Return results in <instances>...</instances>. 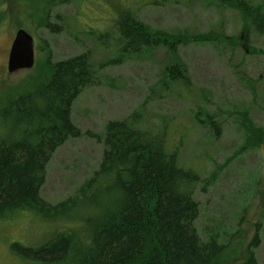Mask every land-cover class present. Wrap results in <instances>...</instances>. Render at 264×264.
Here are the masks:
<instances>
[{
	"label": "rangeland",
	"instance_id": "1",
	"mask_svg": "<svg viewBox=\"0 0 264 264\" xmlns=\"http://www.w3.org/2000/svg\"><path fill=\"white\" fill-rule=\"evenodd\" d=\"M31 2L0 3V103L15 101L28 85L45 81L47 60L54 65L89 53L96 69V84L83 90L71 110L80 135L54 153L42 199L58 206L87 186L103 163L110 122L127 121L153 133L166 130L168 151L178 152L180 165L199 175L195 226L204 241L226 247L218 264L244 263L257 234L252 251L264 264V137L250 140L244 119L264 133V33L219 0H70L50 10L48 23L58 31L30 16ZM120 6L154 30L188 38L219 34L221 39H192L179 47L177 58L161 47L121 56L114 47ZM19 30L35 40V66L10 73ZM94 32L108 33L105 44ZM172 64L186 68L189 86L168 78ZM205 114L214 118L211 127ZM77 211H62L63 222L29 211L0 218V264H45L27 259L14 244L23 249L44 244Z\"/></svg>",
	"mask_w": 264,
	"mask_h": 264
},
{
	"label": "trees",
	"instance_id": "2",
	"mask_svg": "<svg viewBox=\"0 0 264 264\" xmlns=\"http://www.w3.org/2000/svg\"><path fill=\"white\" fill-rule=\"evenodd\" d=\"M68 1L35 0L29 5L33 9L30 16L58 31L48 23L50 10ZM219 2L236 8L246 23L252 21L264 33V0L255 5L247 0ZM122 8L116 10L114 39L121 56L161 47L177 58L179 47L192 39H221L219 34L188 38L154 30ZM94 34L105 44L107 32ZM45 68V81L28 85L15 101L0 103V218L29 211L63 222L62 211L71 213L78 208L80 212L76 219L67 217V225L50 241L26 249L14 244L13 248L45 264H218L226 247L216 240L204 241L195 226L200 214L194 198L199 175L180 165L178 152L168 151L166 130L153 133L127 121L110 122L103 138V163L87 186L58 206L42 199L54 153L80 135L71 120L73 104L83 90L96 84L89 53L54 65L47 60ZM166 74L172 82L190 85L187 70L180 64L169 65ZM205 118L208 127L215 124L210 114ZM244 119L249 139L261 141L263 131L253 129L247 116ZM258 237L242 264H258L252 251Z\"/></svg>",
	"mask_w": 264,
	"mask_h": 264
},
{
	"label": "water",
	"instance_id": "3",
	"mask_svg": "<svg viewBox=\"0 0 264 264\" xmlns=\"http://www.w3.org/2000/svg\"><path fill=\"white\" fill-rule=\"evenodd\" d=\"M35 64L34 38L24 30L16 34L9 57V72L30 70Z\"/></svg>",
	"mask_w": 264,
	"mask_h": 264
}]
</instances>
